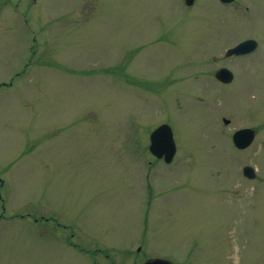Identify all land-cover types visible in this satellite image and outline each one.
I'll use <instances>...</instances> for the list:
<instances>
[{
    "label": "rangeland",
    "instance_id": "rangeland-1",
    "mask_svg": "<svg viewBox=\"0 0 264 264\" xmlns=\"http://www.w3.org/2000/svg\"><path fill=\"white\" fill-rule=\"evenodd\" d=\"M254 1L0 0V264H264ZM247 35L258 50L221 62L226 92L211 59ZM160 124L170 165L148 152Z\"/></svg>",
    "mask_w": 264,
    "mask_h": 264
},
{
    "label": "water",
    "instance_id": "water-1",
    "mask_svg": "<svg viewBox=\"0 0 264 264\" xmlns=\"http://www.w3.org/2000/svg\"><path fill=\"white\" fill-rule=\"evenodd\" d=\"M224 3H229L231 0H221ZM254 48L253 41H244L237 46L229 49L225 56H240L248 54ZM217 79L223 83H228L231 81L232 76L227 69H221L217 75ZM224 124H229L228 120H223ZM255 132L252 129L244 128L235 131L232 134V143L234 147L238 150L246 149L251 145L254 140ZM149 151L150 153L158 159H163L165 163H170L173 159L176 147L172 136V131L170 127L166 124H162L155 128L149 136ZM243 176L246 178H252L254 176V171L250 167H245L242 171ZM145 264H171L168 261L161 259H154L146 262Z\"/></svg>",
    "mask_w": 264,
    "mask_h": 264
},
{
    "label": "flooded vegetation",
    "instance_id": "flooded-vegetation-1",
    "mask_svg": "<svg viewBox=\"0 0 264 264\" xmlns=\"http://www.w3.org/2000/svg\"><path fill=\"white\" fill-rule=\"evenodd\" d=\"M183 1V3L186 5V6H193V4H194V0H182ZM217 2H218V4L219 5H221V6H229V5H233L234 4V0H231L229 3H224V2H222L221 0H217ZM255 1L254 0H250L249 2H248V0H241V2H240V8L243 10V12H245V11H248V4H250V5H255V3H254ZM257 3V2H256ZM258 20H259V22H260V25H264V12L261 14V16L259 17L258 16ZM216 30V29H215ZM225 30L223 29V31H222V33H224L223 34V39L225 40V41H227V37L229 36V32H224ZM246 40H251V41H253V43H254V48L252 49V51H250V53H248V54H246V55H242V56H225V54H226V52H227V50L228 49H230V48H232V47H234L235 45H237L238 43H240V42H242V41H246ZM219 45V44H218ZM235 45H233L232 47H230V48H227L225 51H224V53H223V57H221V59L218 57V58H215L214 56L212 57V59H211V62L212 63H220L219 64V67L217 68V70H215L214 72H213V78H214V80H215V82L217 83V85L219 86V87H222V89H225V91L227 92L228 91V89L229 88H233V87H235V86H232L233 84H234V82H236L237 81V75H234L233 74V72H231L232 73V80L229 82V83H222L220 80H218L217 79V77H216V75H217V73L219 72V70L220 69H222V68H227V66L225 65V64H221V62H224V61H229V60H234V59H244V58H247L249 55H251V54H253L254 52H256L257 50H258V43H257V41L254 39V38H252V37H249L248 35H247V37H243L242 38V40H239ZM228 69V68H227ZM261 75H263L264 76V70H262L261 71ZM262 85H259V87L260 88H262L261 87ZM260 118H261V120L263 121L264 120V114H261L260 115ZM156 161H159V162H162V163H164V161L162 160V159H155ZM173 162V160L171 161V163ZM170 163V164H171ZM170 164H168V165H170ZM166 165V164H165ZM153 189L150 187V185H149V183H147V187L145 188V191H146V193H151V191H152ZM1 218V217H0ZM104 256H105V258L107 257L106 256V253H104ZM108 264H116V262H115V260H114V258H110L109 260H108ZM121 264V263H120Z\"/></svg>",
    "mask_w": 264,
    "mask_h": 264
}]
</instances>
